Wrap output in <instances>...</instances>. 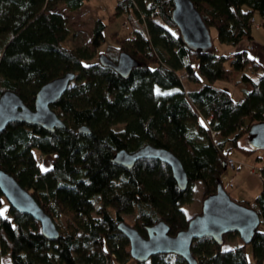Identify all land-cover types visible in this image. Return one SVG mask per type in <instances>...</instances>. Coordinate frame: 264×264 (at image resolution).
I'll list each match as a JSON object with an SVG mask.
<instances>
[{
	"label": "trees",
	"instance_id": "trees-1",
	"mask_svg": "<svg viewBox=\"0 0 264 264\" xmlns=\"http://www.w3.org/2000/svg\"><path fill=\"white\" fill-rule=\"evenodd\" d=\"M190 1L226 50L218 53L213 44L205 52L188 49L171 21V0H117L107 21L122 15L129 31L125 37L111 34L115 46L105 45L103 51L98 50L106 26L101 18L81 45H63L70 26L56 6L74 11L82 0H0V94L15 92L32 108L42 84L74 72L51 104L63 128L49 133L10 122L0 132V169L28 191L58 230L55 240H46L39 224L14 211L0 193V258L7 255L10 264H186L169 253L132 260L127 239L116 229L121 214H133L128 225L142 237L159 220L169 234L184 229L195 215L186 217L182 210L191 200L190 183L200 182L201 201L214 193L227 167V150L252 154L245 143L247 126L264 119V41L258 57L239 47L251 44L252 27L264 26V0ZM159 46L173 52L167 65ZM120 51L137 62L126 76L97 61L104 54L115 62ZM177 69L193 83H199V76L206 82L185 90ZM215 80L242 87V98L232 99L212 85ZM81 125L88 134L76 132ZM144 144L180 160L188 179L184 190L158 160L139 159L129 170L111 162L116 151L131 152ZM46 154L54 157L41 172L37 158ZM259 172L261 189L249 206L260 222L250 242L223 249L208 237L195 239L190 251L197 264H264V166ZM61 215L65 220L59 226ZM236 236L227 233L223 242Z\"/></svg>",
	"mask_w": 264,
	"mask_h": 264
},
{
	"label": "water",
	"instance_id": "water-1",
	"mask_svg": "<svg viewBox=\"0 0 264 264\" xmlns=\"http://www.w3.org/2000/svg\"><path fill=\"white\" fill-rule=\"evenodd\" d=\"M171 1L170 18L184 45L192 51L209 50L212 45L209 31L192 2ZM97 61L101 65L112 67L122 76H126L130 69L137 65V62L124 51L118 53L115 62L104 54H99ZM73 78L74 72L67 71L42 84L35 92L32 108L25 105L15 92H2L0 132L10 122L37 126L49 133L63 128L64 121L55 113L51 104L61 97ZM76 132L88 134L89 129L81 125L77 127ZM245 143L252 151L264 150V119L248 124ZM139 159H153L164 163L168 166L178 189L182 191L186 188L188 179L180 160L164 148L144 144L131 152L120 149L112 155L111 162L129 170ZM0 193L14 211L30 216L39 224L40 234L46 240L52 241L57 238L58 230L52 219L43 212L26 189L2 169ZM259 222L256 211L232 199L217 180L214 193L202 199L200 212L189 218L184 229L174 234L168 233V226L162 220L146 227L145 237L123 221L116 224V229L127 239L129 256L136 262H144L152 255L169 253L182 258L186 264H197L190 251L193 240L208 237L220 246L223 243V235L233 232L242 243L248 244Z\"/></svg>",
	"mask_w": 264,
	"mask_h": 264
},
{
	"label": "rangeland",
	"instance_id": "rangeland-1",
	"mask_svg": "<svg viewBox=\"0 0 264 264\" xmlns=\"http://www.w3.org/2000/svg\"><path fill=\"white\" fill-rule=\"evenodd\" d=\"M116 1L117 0H82V3L80 5L79 9L74 10V11L67 10L63 4H58L56 6V11L58 13L64 15L67 18L69 26H70V36L63 43V45L65 47H73V46L81 45L86 39L89 38V36L91 34V27H92L94 20L96 18H101L106 23V26L103 29L104 41L102 42V44H100V46L98 47V50L103 51V48L105 47V45L115 46L114 45L115 42H113L114 38H111V34H116L118 37H125V36H127V33L129 31V28L124 25L126 23V20L123 18L122 15H119L118 17L114 18L111 21H107V16L113 11V8L115 6ZM254 20L257 23H260V20H259V17L257 14H254ZM209 34H210L211 42L214 45V47L218 53L226 50V47L221 45L217 41L216 33H215V30L213 28L209 29ZM251 34L253 37V40L251 41L252 49L248 52H250V55L258 57L260 55L259 48L261 46V43H263V41H264V26H262L260 24L258 29H255L252 27L251 28ZM245 44H246L245 42H241L239 47L244 48ZM159 48H160L161 53L164 57L163 58V64L167 65V61L172 56L173 52L165 50L163 46H159ZM96 55L97 54H95V56ZM260 59H261V57H260ZM176 72L180 75V77H181L180 80H181V83H182L185 90L194 89V88L196 89V88H198V86L200 84H203L206 82L202 76H199V83H193V82L187 80L185 77H183L181 69H177ZM212 85L214 87L221 88V89H224L225 91H227L229 93L230 97L234 100H239L243 96L242 87H238L236 85H233L231 81L215 80L212 82ZM156 90L158 92H161V90H159V89H156ZM52 109L55 111L54 108H52ZM245 123H247V122L245 121ZM119 128H121V126H116V129H119ZM189 129H190L191 133H193L194 127L189 125ZM210 134H211V137L214 141L218 140V136L216 133L213 134L211 132ZM241 144H243V141L241 142ZM227 146H229L228 142L225 144V147H227ZM227 154L237 162V166L239 165L240 161L245 160V157L242 156V154L235 148L228 149ZM53 157H54V154H46V155H41L40 157H38L37 159H38L39 171L42 172V171L48 169L50 167V164H51ZM262 163L264 164V157L261 156V164ZM248 169H250V168L240 166V172L243 175H245L246 177H248L247 179H251V178H249V176H250V177H253L254 180L259 181V183H262L263 179L262 180L260 179V177H259L260 173H258L256 175V172L254 171L255 172L254 175L251 176L252 174L247 173ZM223 173L224 174L221 175L220 180L222 182L221 184L225 185L228 178L232 175L233 171L231 168L226 167V169L224 170ZM249 184H250V181H249ZM255 184H256V182H255ZM190 188H191V200L189 203L182 205V210H183L186 217L199 213L200 209H201L200 208L201 202H202L201 201L202 193H201L200 182L199 181H192L190 183ZM231 198L236 200V201H239L240 203L245 204L247 206H249L252 203V201L248 202V201L243 200V199H237V198H235V196L231 197ZM121 217L126 224H130V225L133 224L134 217H133L132 213L121 214ZM64 220H65L64 216L61 215L57 219V224L59 226L63 225ZM259 229H261V226L259 227ZM239 244H240V239L236 236V237H232L230 239H226L222 244V248L228 249L230 247H233V246L239 245ZM245 252H246V256H247L248 260H250V262H251L252 258H251V252H250V246L249 245L246 246ZM2 260H3L4 264H8L9 260H8L7 255L2 256Z\"/></svg>",
	"mask_w": 264,
	"mask_h": 264
},
{
	"label": "crops",
	"instance_id": "crops-1",
	"mask_svg": "<svg viewBox=\"0 0 264 264\" xmlns=\"http://www.w3.org/2000/svg\"><path fill=\"white\" fill-rule=\"evenodd\" d=\"M244 89L247 90L246 87H244ZM261 156L264 157V150L254 151L252 154L246 156L245 160L240 161L239 165L237 166V162L228 155V157L234 161V167L232 168L233 173L228 178L225 185H221L231 197L235 196V198L237 199H243L248 202H251L253 198L258 194L261 189L262 183H259V181L254 180L253 177L250 176L249 178L251 179H247L248 177H246L240 172V166L246 168L249 167L250 169H248L247 173L252 174L251 176H253L255 172L257 175L258 173H260L259 169L264 166L263 163L261 164ZM223 174L224 173H222L221 175ZM220 183H222L221 180ZM0 264H4L2 257L0 258ZM8 264H10L9 261Z\"/></svg>",
	"mask_w": 264,
	"mask_h": 264
},
{
	"label": "built area",
	"instance_id": "built-area-1",
	"mask_svg": "<svg viewBox=\"0 0 264 264\" xmlns=\"http://www.w3.org/2000/svg\"><path fill=\"white\" fill-rule=\"evenodd\" d=\"M245 46H244V49L247 50V51H250L252 49V45L249 43V42H245ZM233 55V52H228L227 53V57H231ZM213 134L215 133L214 131H211ZM226 166L229 167V168H233L234 167V161L230 158H227L226 159ZM260 179L262 180V177L259 175Z\"/></svg>",
	"mask_w": 264,
	"mask_h": 264
}]
</instances>
